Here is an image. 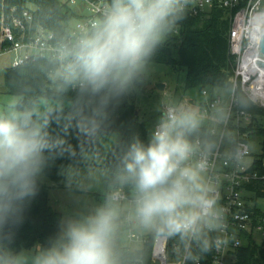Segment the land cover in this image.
Segmentation results:
<instances>
[{
	"label": "clouds",
	"instance_id": "1",
	"mask_svg": "<svg viewBox=\"0 0 264 264\" xmlns=\"http://www.w3.org/2000/svg\"><path fill=\"white\" fill-rule=\"evenodd\" d=\"M184 0H108L101 18L55 53V74L104 104L128 90L166 35L182 19ZM203 117L195 107H167L148 143L139 138L123 158L121 179L134 189L140 223L169 235L196 233L218 215L205 181L207 162L193 140ZM52 144L33 113L13 101L0 112V237L19 220L20 204L36 194ZM111 199L82 218L66 219L48 244L16 252L0 243V264H115Z\"/></svg>",
	"mask_w": 264,
	"mask_h": 264
},
{
	"label": "trees",
	"instance_id": "2",
	"mask_svg": "<svg viewBox=\"0 0 264 264\" xmlns=\"http://www.w3.org/2000/svg\"><path fill=\"white\" fill-rule=\"evenodd\" d=\"M98 1L85 0L87 3ZM105 1L108 3V0ZM239 8L231 12L215 0L210 10L198 16L183 11L182 19L171 30L179 32L178 43L163 40L147 60L148 63L185 70L184 96L192 107L197 101L194 96L197 93L202 95L207 91L212 100L219 90H233L235 58L230 53L229 31L231 18ZM13 9H16L17 14L23 10L31 11L36 26L54 32L59 38L66 35L72 22L79 20L68 2L0 0V22L2 16H9ZM56 66L49 59L39 58L5 71L8 94L17 96L19 102L16 106L20 110L32 112L34 120L35 109L41 100L46 99L59 105L46 114L44 131L52 149L46 153L47 161L42 173L53 183L54 189H66L65 179L69 169L85 167L84 154L103 158V138L114 135L117 141L98 166L108 170L111 177L121 179L123 158L130 144L136 138L146 144L149 141L146 125L140 122L135 102L126 91L120 95L109 94L106 102L101 104L98 98L87 96L74 86L66 85L62 79L54 80ZM236 99L238 109L253 117V124L248 129L254 131V137L261 136L264 139V108L255 105L240 86L236 90ZM207 122L201 124L193 140L199 138L204 147L211 150L218 146L220 136L212 134L213 123ZM229 140L226 138L224 144ZM262 147L263 154L261 160L257 161L258 165L264 161V140ZM121 181V191L132 196V185ZM62 223L63 215L51 206L48 185L38 177L36 194L21 202L19 220L5 229L0 243L16 252L38 249L58 234ZM130 229L131 225L118 228L112 238L115 264H153L152 243L156 235L145 239L142 249L131 250L121 244L123 232ZM158 234L168 236L170 250L175 243L180 245L181 251L188 246L189 237L186 234L169 235L162 230ZM213 237V233L200 229L196 232L197 247L190 248L192 254H201L206 264L212 253ZM236 259V264H264V241L256 243L253 238H248L237 251Z\"/></svg>",
	"mask_w": 264,
	"mask_h": 264
},
{
	"label": "built area",
	"instance_id": "3",
	"mask_svg": "<svg viewBox=\"0 0 264 264\" xmlns=\"http://www.w3.org/2000/svg\"><path fill=\"white\" fill-rule=\"evenodd\" d=\"M85 0H68L71 6ZM215 0H184V12L192 16L210 10ZM221 7L229 11L239 8L231 18L229 31L230 53L235 58L233 90L229 102H224L216 94L211 100L204 91V101L194 106L200 107V114L206 121L212 122V134L219 135V144L215 149H206L198 138L194 141L200 146L198 158L207 162L206 183L217 199L218 215L210 218L209 224H202L200 229L214 234L212 253L207 264H236V253L245 240L257 236L264 241V161L253 158L250 166L245 161L252 157L249 146L254 131L248 127L253 124V117L237 107L236 90L242 92L257 106L264 108V56L260 45L264 36V0H218ZM87 15L78 20V25L68 27L63 38L42 26H36L31 11H11L9 16H2L0 22V56L12 55V68H18L29 61L39 58L56 63V50L64 45L73 44L81 35L90 30L98 21L107 5L105 0L87 3ZM74 88H76L74 86ZM181 105L192 107L190 102ZM167 107L164 109V111ZM221 126V129H218ZM232 126V129L230 127ZM226 138L230 140L224 144ZM114 205L122 207L125 201L134 207L135 193L127 196L120 189L110 195ZM136 219L139 221L138 217ZM127 223L131 224L128 218ZM216 224V226H213ZM188 246L181 251L180 245L174 244L170 250L166 235L157 234L152 243L153 264H206L201 254H192L191 247L196 246V233L186 234ZM128 239L139 240L134 233ZM145 242V239H144Z\"/></svg>",
	"mask_w": 264,
	"mask_h": 264
},
{
	"label": "rangeland",
	"instance_id": "4",
	"mask_svg": "<svg viewBox=\"0 0 264 264\" xmlns=\"http://www.w3.org/2000/svg\"><path fill=\"white\" fill-rule=\"evenodd\" d=\"M67 3L68 0H60ZM74 12L79 16V20L83 19L88 11L85 1H80L76 6H71ZM78 25V20L71 23L72 27ZM164 40H174L178 43L179 32L171 31L166 35ZM177 37V38H176ZM13 56H0V112H7L13 101L19 102V98L10 95L5 86V71L12 67ZM54 80L59 79L56 74ZM186 72L184 69L172 68L164 64L148 63L137 77L134 83L128 88V93L132 97L137 107L140 122L146 125L148 135L156 126L158 118L164 109L173 104H180L187 101L184 96ZM163 85L164 90L159 89ZM55 89H57L55 87ZM221 95L224 102H229L231 92L228 90L217 91ZM196 103L204 101L201 93L194 95ZM195 103V104H196ZM57 103L43 99L39 102L35 109V120L40 122L44 127L46 123V114L48 110L58 107ZM199 112L200 107L194 106ZM208 122L202 120V124ZM263 138L261 136H253L250 138L249 146L252 157L245 161L246 166H250L253 158H260L263 154ZM117 141L116 136H108L103 138L104 157L97 158L91 154H84L83 160L85 167L71 168L67 172L65 185L66 189H54L53 183L41 173L39 178L48 185L50 189V203L53 208L63 215V222L69 218L82 219L96 210L97 207L105 204L110 200V195L115 193V189H120L122 181L117 176L111 177L108 170L100 168L104 158L108 155L110 149ZM206 179V176H205ZM117 209L115 221V230L112 238L115 236L118 228L130 226V231H124L121 237V244L131 250H139L144 246V239L154 236L161 231L159 229H150L144 227L140 221L136 219L134 207L125 201L122 205H114ZM131 220V224L127 223V219ZM216 226V224H213ZM134 233L140 237L139 240L128 239L129 233ZM261 236H257L256 240L260 242ZM34 251V250H28ZM23 251V252H28Z\"/></svg>",
	"mask_w": 264,
	"mask_h": 264
},
{
	"label": "water",
	"instance_id": "5",
	"mask_svg": "<svg viewBox=\"0 0 264 264\" xmlns=\"http://www.w3.org/2000/svg\"><path fill=\"white\" fill-rule=\"evenodd\" d=\"M260 51H261V54L264 56V36H263L262 41H261ZM164 88L165 87L163 85L159 86V89H161V90H164ZM137 115H138V113H137ZM34 250H36V249H34Z\"/></svg>",
	"mask_w": 264,
	"mask_h": 264
}]
</instances>
